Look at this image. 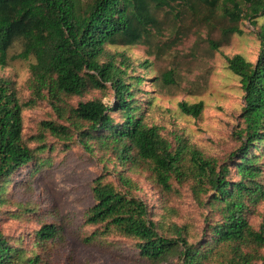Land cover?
<instances>
[{"label": "trees", "instance_id": "1", "mask_svg": "<svg viewBox=\"0 0 264 264\" xmlns=\"http://www.w3.org/2000/svg\"><path fill=\"white\" fill-rule=\"evenodd\" d=\"M219 1L0 0V66L8 65L9 51L17 44L20 52L12 59L33 60L28 101L19 97L13 83L0 77V224L7 213L19 216L7 209L11 177L30 164L34 172L52 166L49 159L38 155L54 150L45 143L47 137L69 147L77 136L86 150L93 152L97 147L106 165L93 181L94 204L86 213L85 224L96 231L83 239L85 244L113 234L133 240L141 258L151 264L170 258H178L180 264H264V219L259 228L249 219L251 209L264 201L262 155L251 154L257 144L264 143V24L259 28L261 49L255 64L241 55L226 57L245 92L244 127L237 134L246 141L234 154L239 159L237 181L229 178V165L218 166L216 160L205 158L186 142L179 141L173 148L158 127L146 121L138 97L143 77L130 72L134 69L124 54L110 50L138 45L150 49L156 36L163 34L170 15L175 13L180 21L188 14L198 18L207 6L209 15L202 17L207 21ZM247 3L250 12L245 16L257 25V19L264 17V0ZM223 16L238 22L243 11L234 2ZM236 33L242 34L235 27L223 31L226 36ZM210 45L216 51L221 43L211 41ZM156 81L175 85L174 71ZM107 90L113 94L110 105L102 99L80 101L76 106L69 103L92 91L107 94ZM43 100L51 103L58 120L41 122L40 133L25 140L23 111ZM179 107L194 118L204 110L203 102H182ZM31 141L41 145L31 148ZM112 162L123 170L115 164L110 171L107 166ZM132 172L148 174L164 198L173 179L190 182L195 199L209 207L213 216L205 219L203 240L190 242L185 227L156 221L147 202L133 194L138 187L127 175ZM111 175L116 182L109 180ZM202 196H207L206 202ZM62 235V227L44 224L35 231V246L45 249ZM21 243V238L12 242L0 227V264H50Z\"/></svg>", "mask_w": 264, "mask_h": 264}, {"label": "rangeland", "instance_id": "2", "mask_svg": "<svg viewBox=\"0 0 264 264\" xmlns=\"http://www.w3.org/2000/svg\"><path fill=\"white\" fill-rule=\"evenodd\" d=\"M234 2L243 11L238 22L223 16L225 9H232ZM249 12L247 0H220L213 17L207 21L202 19L209 15L207 6L203 7V13L198 18L188 14L180 21L174 17L175 13L170 15L163 34L156 36L150 49L143 45L110 47L112 52L124 54L130 60L134 69L130 70L131 73L144 79L138 86V97L146 112V121L158 127L161 136L173 148L178 147L179 141L186 142L205 158L216 160L218 166L229 165V178L234 181L238 180L235 164L239 162L234 154L246 141L239 139L237 134L244 127L245 92L240 78L230 71L226 57L241 55L253 64L257 62L261 49L258 34L264 17L258 18L257 25H254L245 16ZM164 17L160 15L161 20ZM230 27L238 28L242 34H223ZM211 41L221 43L219 50H212ZM19 52V44L9 51L8 65L5 68L0 66V77L13 83L19 97L28 101L32 92L29 82L30 63L33 60L12 59ZM167 71H174L175 85L165 86L162 81H156L157 78L161 80ZM112 95L111 90H107V94L92 91L83 98H72L69 103L76 106L80 101L102 99L110 105ZM182 102H203L201 116L194 118L182 113L179 107ZM22 117L25 140L40 133L41 122L58 120L48 100L25 109ZM45 141L54 150L38 155L43 160L49 159L52 166L34 172L30 164L11 177L7 209L19 216H8L7 213L2 218L0 227L3 233L12 242L21 238L24 248L42 254L50 264H151L141 258L133 240L119 235L112 234L90 245L83 242L85 237L96 231L95 227L85 224V219L87 211L94 204L93 181L104 172L106 166L101 160L103 153L97 147L93 152L86 150L77 136L69 147L51 137ZM40 145L30 142L31 148ZM257 146V149L251 150V154L262 155L261 181L264 183V143ZM116 163L108 164V169L114 171ZM116 165L119 171L123 170ZM127 175L138 187L133 194L147 202L156 221L164 220L171 225L185 227L184 235L190 242L203 240L205 219L213 216L209 207L195 199L190 182L179 183L173 179L171 191L164 198L148 174L132 172ZM109 180L117 181L113 175ZM202 199L206 202L207 196H202ZM249 219L253 227L259 228L264 219V201L251 209ZM50 223L62 227V237L45 249L35 246V231ZM162 264L180 262L178 258H170Z\"/></svg>", "mask_w": 264, "mask_h": 264}]
</instances>
